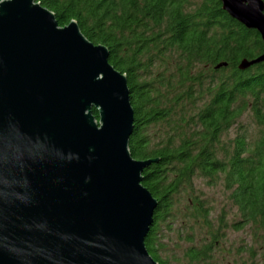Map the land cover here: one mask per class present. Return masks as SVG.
Here are the masks:
<instances>
[{"label": "water", "instance_id": "obj_1", "mask_svg": "<svg viewBox=\"0 0 264 264\" xmlns=\"http://www.w3.org/2000/svg\"><path fill=\"white\" fill-rule=\"evenodd\" d=\"M220 2L264 44L262 0ZM108 56L35 0L0 2V264H157L142 186L156 160L129 153L127 80Z\"/></svg>", "mask_w": 264, "mask_h": 264}, {"label": "trees", "instance_id": "obj_2", "mask_svg": "<svg viewBox=\"0 0 264 264\" xmlns=\"http://www.w3.org/2000/svg\"><path fill=\"white\" fill-rule=\"evenodd\" d=\"M35 1L59 27L75 22L89 42L104 46L109 64L126 77L134 120L129 153L156 160L142 174L158 203L144 240L151 258L172 264L158 256L161 231L171 229L196 178L210 186L222 181L240 215L232 227L250 225L264 236V63L238 69L264 52L258 33L230 18L220 0ZM246 112L258 137L225 139ZM187 202L186 214L203 224L206 238L185 260L216 264L222 220L214 227L204 202Z\"/></svg>", "mask_w": 264, "mask_h": 264}, {"label": "rangeland", "instance_id": "obj_3", "mask_svg": "<svg viewBox=\"0 0 264 264\" xmlns=\"http://www.w3.org/2000/svg\"><path fill=\"white\" fill-rule=\"evenodd\" d=\"M259 132L250 112H246L227 133L225 139L233 140L235 137L246 135L248 141H253ZM179 205L175 207L177 216L170 230L161 231L160 244L162 248L158 256L170 260L172 264H187L185 253L189 248L200 247L205 241V228L203 224L192 220L185 212L188 199L197 197L204 202L210 210L209 220L214 227L219 220L224 225L220 245L213 251L216 264H262L264 263V236L250 225L234 229L232 226L240 220L237 207L227 191L218 181L215 185H208L203 179L192 181L190 193L183 194Z\"/></svg>", "mask_w": 264, "mask_h": 264}, {"label": "built area", "instance_id": "obj_4", "mask_svg": "<svg viewBox=\"0 0 264 264\" xmlns=\"http://www.w3.org/2000/svg\"><path fill=\"white\" fill-rule=\"evenodd\" d=\"M2 0H0V2H1Z\"/></svg>", "mask_w": 264, "mask_h": 264}]
</instances>
